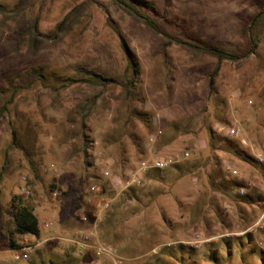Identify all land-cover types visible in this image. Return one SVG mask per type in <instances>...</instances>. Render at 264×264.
Masks as SVG:
<instances>
[{"label": "rangeland", "instance_id": "374dc122", "mask_svg": "<svg viewBox=\"0 0 264 264\" xmlns=\"http://www.w3.org/2000/svg\"><path fill=\"white\" fill-rule=\"evenodd\" d=\"M0 1L11 9L18 0ZM152 1L168 32L229 52L246 48L250 21L264 5V0ZM40 5L38 0L29 8L38 15L40 31L50 36L39 54L27 56L16 38L0 37V92L23 73L15 82L22 88L0 117V264H50L51 256L77 253L66 238L78 229H94V239L116 251L117 258L102 257L95 264H216L206 256L215 249L225 256L222 264H258L250 253L264 252V203L239 196H264V39L254 55L222 64L210 90L214 59L175 45L164 49L158 36L114 0ZM79 6L86 7L80 20L52 37L55 26ZM119 34L139 64L142 104L124 97L126 59ZM37 66L53 87L68 78L97 82L96 75L116 82H75L52 94L25 74ZM9 95L0 93V107ZM232 127L237 136L228 134ZM229 139L259 164L238 157L227 146ZM159 158L170 161L168 166L147 172L139 186L116 190L111 179L101 177L107 165L113 179L124 181L140 161ZM91 183L107 190L94 195ZM15 195L34 209L40 229L39 239L16 237L30 247L21 261L6 240V212ZM101 199L109 208L99 212L95 203ZM246 233L252 234L250 243ZM235 237L244 240L242 250ZM224 239L231 242L228 259Z\"/></svg>", "mask_w": 264, "mask_h": 264}, {"label": "trees", "instance_id": "16d2710c", "mask_svg": "<svg viewBox=\"0 0 264 264\" xmlns=\"http://www.w3.org/2000/svg\"><path fill=\"white\" fill-rule=\"evenodd\" d=\"M38 0H18L11 9L3 4L0 1V37L6 40H12L16 38V45L18 50L23 48L25 49V54L27 56H36L39 54L40 49L47 41V38L50 36L42 33L39 29V18L38 15H32L30 13V7L33 3ZM51 0H39L40 7L45 6ZM117 4L122 6L132 17L141 22V24L152 34L158 36L163 41V48L166 49L172 45L179 46L186 51L201 57H210L215 60V68L210 75L208 82V87L212 90L217 73L224 63H236L248 58L251 55H254L260 46L262 40L264 39V5L261 9L254 15L250 21L247 33L246 48L240 51H225L222 48L212 45L204 41H196L191 39H185L181 36L172 34L168 32L156 19L155 14L156 9L154 2L152 0H114ZM30 8V9H29ZM85 6H79L74 8L72 11L67 13L63 20H61L52 32V37L58 36L67 32L73 25L80 20L82 14L84 13ZM7 28V29H6ZM10 30V36L4 37V32ZM120 36V47L125 54L126 64L124 69V81L121 86L124 90L125 99H132L133 101H138L140 104L143 103V97H139L138 88L140 84L141 71L139 64L128 47L125 39ZM26 75L33 76L32 81H38L44 89H47L50 93L55 94L60 90L67 88L68 85L75 82H83L92 86H107L110 83H115L116 81L112 78H105L101 75H96L99 81L94 82L90 80H76V79H66L67 84L61 85L60 87H53L48 82V76L44 72V68L41 66L31 67L25 73ZM22 74L16 75L15 77L8 80L5 87L6 91L0 92L5 98V93L10 91L9 97L3 102L0 107V117L8 111V105L12 103L14 96L20 88L19 85H16V80L22 79ZM210 146L214 148L215 143L217 142L215 134L210 131ZM12 144H16V131L12 128L11 130ZM221 140V139H219ZM222 141V140H221ZM223 141H225L223 139ZM86 142H88L86 140ZM227 146L231 151H233L238 157L250 164H259L249 153L241 149L238 143L233 140H227ZM88 144V143H87ZM88 148V146L86 147ZM174 167H177L178 170L183 168L182 165L175 164ZM165 169V168H164ZM161 169V170H164ZM150 171H160V170H150ZM149 171V172H150ZM148 173L147 175H149ZM101 193L107 190V186L100 185ZM126 193V192H125ZM244 202L247 203H264V196L252 197L248 194H242L239 196ZM9 215V230L6 240L9 247L12 250H20L27 245H20L17 243L16 237H23L26 235L34 236L35 238L40 237L39 229V220L34 213V209L26 205L22 198L19 195H15L11 199L10 209L6 212ZM260 234L264 236V228L260 230ZM252 234L246 233L244 239L247 243L252 241ZM236 245L238 250H242L244 246V240L241 237H235ZM224 247L226 248V259L230 258L231 254V242L228 239L222 241ZM189 249L190 257L191 250ZM82 252V251H81ZM78 253V252H77ZM74 249L66 251L61 256H51L49 259L50 264H58V260H62V264H81L86 263L90 264L94 261L92 252L84 251L83 255L80 253L77 254ZM255 254L258 260V264H264V252L258 251L250 253ZM207 259L216 263L222 264L221 260H224L225 256L218 255L217 250H212L207 253ZM193 259V258H192ZM227 261V260H226Z\"/></svg>", "mask_w": 264, "mask_h": 264}, {"label": "built area", "instance_id": "2783aa9c", "mask_svg": "<svg viewBox=\"0 0 264 264\" xmlns=\"http://www.w3.org/2000/svg\"><path fill=\"white\" fill-rule=\"evenodd\" d=\"M228 134H230V136H237L238 130L232 127L228 129ZM169 162L170 161L166 159H160V158L152 161H140L137 167L132 171H130V173L126 176V179L124 181L119 179H113L111 177L108 166L105 165L101 171V177L106 180L111 179L110 184L116 190L118 188H121V186H124L125 188H129L132 186H139L142 182L144 175L147 172H149L150 170L164 169L168 166ZM232 172L236 173V171L234 170ZM100 189H101L100 185L96 183H91L89 186V191L94 195H99L101 193ZM95 208L99 212L106 211L109 208V203L108 201H105L103 199L98 200L95 203ZM83 220L86 219L84 218ZM93 230L94 229H90L89 231L84 229H78L77 231H75L71 239L66 238V240L72 242V244L77 245L80 248H87L91 250L94 257V261L90 264H95V262L102 257L117 258V255L115 253L116 251L110 245L99 243L94 239L95 233ZM29 249L30 247L27 246L20 250H13L14 259L18 261L27 259Z\"/></svg>", "mask_w": 264, "mask_h": 264}, {"label": "crops", "instance_id": "0c3cea01", "mask_svg": "<svg viewBox=\"0 0 264 264\" xmlns=\"http://www.w3.org/2000/svg\"><path fill=\"white\" fill-rule=\"evenodd\" d=\"M74 245V244H73ZM75 248H76V250H78V252L80 251H88V252H90L91 253V250H89V249H87V248H80V247H78L77 245H75Z\"/></svg>", "mask_w": 264, "mask_h": 264}]
</instances>
